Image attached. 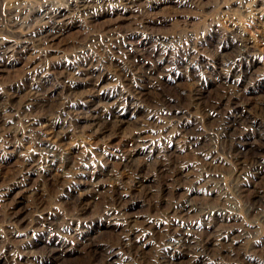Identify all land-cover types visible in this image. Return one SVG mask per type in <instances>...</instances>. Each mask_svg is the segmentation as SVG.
Returning a JSON list of instances; mask_svg holds the SVG:
<instances>
[{
	"label": "rangeland",
	"instance_id": "1",
	"mask_svg": "<svg viewBox=\"0 0 264 264\" xmlns=\"http://www.w3.org/2000/svg\"><path fill=\"white\" fill-rule=\"evenodd\" d=\"M26 1L32 3V0ZM57 1L54 2L60 5L65 0ZM117 2L107 1L94 16L77 14L71 7L72 9L68 10L70 11L68 24L63 31L42 44L27 39L25 45L29 47L26 50L23 49L24 43L20 38L0 32V41L7 38L16 48L7 57L0 59V95L2 91L7 95L13 92L18 94L16 90H21L20 95L24 96L33 84L38 86V92L43 93L52 86L53 81L55 83V79L43 81L42 71L46 66L51 71L59 73L65 70V65H71L86 73L85 70L89 67L87 60L95 50L106 62L111 75L108 76L109 78L104 76L95 87L86 80V74L75 76L82 80L78 81L75 89L93 90V96L90 98L94 101L90 104L92 107L102 100L103 97L99 99L98 96L104 94L108 97L105 109L121 106L119 110L124 114L122 116L124 122L116 120V123L112 124L113 121H105L102 125L105 132L97 131L96 125L92 130L84 131L79 123L63 139H58L51 130H48L45 137L55 143L57 154L71 156L72 160H76L77 166L85 161L87 163V168L79 169V172L83 170L87 173L81 171L76 174L77 176H70L71 180L67 179L66 182L55 181V177L47 171L29 173L24 169L21 172L26 162H35L33 158L39 156L38 153L33 152L36 146L30 138L21 139L17 146L7 142L6 137L0 138V188H2L0 194L3 191L7 192V195H0V255H2L0 264H26V255L29 254L27 252L33 250L35 254L42 256L47 244L50 243L49 240L54 237L66 242L70 251L61 262L52 259L46 264H104V255L99 249L101 244L107 248L111 246L113 250L122 248L119 254L129 264H160L164 254L163 241L167 233L166 228L171 227L169 229L171 232L177 231L178 228L181 232L191 231L195 237L207 241L210 240L214 230L222 224L227 225L226 227L231 226L232 235L241 234L242 239L236 242L235 252L226 251L220 254L215 246L209 244L210 247L204 253L206 258L200 264H205L204 262L264 264V222L260 216L262 209L251 210L255 203L264 204V172L249 170L248 164H242L239 159V157L244 158L250 163L255 153L264 157V140L250 136L257 130L264 133V120L259 117L258 108L252 106V115L255 118L253 120L257 123L255 129L250 128V125L235 124L232 107L235 104L233 102H237V96L222 85L224 82L229 83L236 75H239L243 83L250 82V88L257 90V93L252 95V90L246 91L243 94L244 98L242 95L239 98L248 105L251 98L255 101L256 96H260L259 91H264V0H188L187 4L181 5L175 0ZM36 22L35 19L29 23L34 26ZM137 26L142 30H152L161 34L168 48L171 49L169 52V58L172 59L171 66L176 68L175 73L150 78L152 87L146 91L143 100L125 85L119 66L115 64V60L111 58L100 39L92 41L91 50L79 56H76L75 48L77 41L86 40L92 34H102L105 29ZM182 30L190 32L193 40L178 44L179 35L184 32ZM238 30L243 33L245 39L252 42L256 56L244 59L238 56V49L234 50L235 44L229 39V33ZM215 32L219 33L217 38L213 35ZM147 46L153 48L155 44L151 42ZM187 51L191 53L188 61L185 54ZM144 58L159 69V56L145 54ZM123 59L120 57L124 62ZM130 60L125 62L136 66ZM186 62H191L190 64L199 72V75H196L198 80L190 74L193 67L191 69L189 66L186 67ZM34 71L35 75L29 73ZM45 71L46 69L44 73ZM138 73L137 79L143 84L148 83L144 74L145 69L139 68ZM67 85L68 82L62 84L60 81L56 89L62 97V102L68 101L66 89L63 90ZM13 87L20 88L14 90ZM33 109L37 110L38 107ZM208 112H212L213 115H208ZM17 114H13L12 122L8 125L17 130L21 137L24 132H28L23 115ZM138 119L146 120L147 131L144 140L150 146L148 154H136L137 162L144 165L143 175L151 178L148 188L143 187L141 184L143 181L134 176L135 172L132 169L129 171L127 168H121L120 163L134 146L132 131H135ZM45 125L46 122L39 124L40 127ZM182 125L186 126L187 130H183ZM112 132L114 134H111ZM249 136L250 143L244 142L242 146L239 139ZM161 153L164 155L170 153L171 156L166 155L162 158ZM161 160L170 163L168 167L166 166L168 170L170 169L169 172L167 169L160 170V165L163 163ZM45 163L48 162H44L43 165H46ZM93 175H100V178L94 180ZM24 176L28 177L25 185L20 183ZM100 180L109 184L112 193L108 195L103 191L101 197L95 199L91 197V184ZM19 183L20 187L17 186ZM36 187L40 190H35ZM23 188L29 190L24 192L25 196L22 200L21 198L17 200V192ZM74 195H77V200ZM259 196L262 198L257 199ZM103 197L107 198L103 199ZM187 198L208 212L228 209L226 213H234V216L229 220L211 221L200 210L185 211L182 218L187 222L182 224L173 215L171 205L173 202ZM113 203L116 204L113 207L125 206L124 214L128 218L136 217L138 228L142 229L148 224L146 233L145 229L142 231L140 229L137 233L138 238L133 239L129 244L128 233L123 226L126 221L106 215V209L111 208ZM21 210L28 212L27 224L18 223L19 221L13 218V212ZM155 222L164 228L161 230L162 233L157 231L151 234L149 228ZM46 224L53 226L49 229ZM145 240H147V248L143 246ZM32 242H37L40 247L30 248ZM180 260L184 262L182 264H188L189 257H182Z\"/></svg>",
	"mask_w": 264,
	"mask_h": 264
},
{
	"label": "bare ground",
	"instance_id": "2",
	"mask_svg": "<svg viewBox=\"0 0 264 264\" xmlns=\"http://www.w3.org/2000/svg\"><path fill=\"white\" fill-rule=\"evenodd\" d=\"M54 1L55 0H32V3H27L26 0H0V32L5 33L7 36L12 35V36H15L17 38H20L21 42L24 43V45H22L23 49L26 50L29 47V46L25 45V44H27L26 43L27 39L32 40L34 43L36 42L38 44H42L43 42H46L49 39H51L52 37H54L55 35H57L59 32L63 31L64 28L66 27V25L68 24L69 14H70V11H68V10H71L72 9L71 7H73V9H72L73 12L76 11L77 14H85V15H91V16L93 15L94 16V15H96V12L99 9H101L102 7L105 6L107 1L122 2L124 0H65V1L63 0L64 3H62L60 5H58V3H55ZM125 1L135 2L136 0H125ZM175 1L179 5H181L183 3H185V4L188 3V0H175ZM65 3H66V5H65ZM72 16L74 17V14H72ZM35 19L37 21L36 24L34 26H31L29 22H31L32 20H35ZM182 31H184V30H182ZM242 34L239 32V30L229 33V39L233 42V44H235V45H233L234 50H235V48L238 49V56L241 57L242 59L248 58L249 56L250 57L256 56V53H254V47L252 45V42L250 40L245 39L242 36ZM213 35L217 38V36H219V33L215 32V33H213ZM97 39H100L102 41V44L104 45V47L107 48V49L106 48L105 49L108 51L110 56H112L111 58H113L115 60L114 61L115 64H117V66H119V70L121 72L120 74H121V76L125 82V85L129 86L130 90H132L136 94V96L141 100H143V98L146 97V94H145L146 91L150 87H152L150 85V81H149L150 78L152 79L154 76H156V78H158L157 76H163V75L166 76L170 73L176 72V68L171 66V60L172 59L170 60V58H169L170 57L169 52L171 51V49L168 48V46H167L168 44H166L164 38L161 36V34L159 32L152 31V30L151 31L142 30L140 26H137L136 28H108V29H105L102 34H92L86 40L77 41L76 47H75L76 48V56H79L80 54L91 50L90 47H92L91 46L92 41H95ZM190 40H193L192 35H190V32L184 31L179 35L177 42H178V44H183L184 42H189ZM151 42L154 43L156 47L154 46L153 48L152 47L149 48L147 46V44H149ZM101 46H99V47H101ZM152 46H153V44H152ZM188 46H189V44H188ZM184 48H186V47H184ZM15 49H16L15 46L10 44L8 42L7 38L3 41H0V59L2 60V58L5 56L7 57V55L14 52ZM144 53L150 54V55L153 54V56H159V58H158L159 69H157V66L155 67L154 64H151V63L149 64V61H147L144 58V55H145ZM185 54H186V59L188 61L189 58L191 57L190 56L191 53H190V51H187ZM120 57H123L125 59V60L123 59L124 62L120 60ZM127 60H128V62L130 60L131 63L133 62V64H136V66L130 65V64H128V62H125ZM87 61L89 63V67L86 68V70H85L86 73H84V71H82V69L75 68L74 66H71V65H65V70H63L62 72H59V73L51 71L50 68L48 66H46V68H44L42 71L43 72V74H42L43 81H48L49 79H50L49 81H51L52 79H55V83L53 81V83H51L52 86H49L43 93H41L40 91L38 92V90H37L38 86H36V84L35 85L33 84V86H30L29 90L26 92V94L24 96L20 95L21 90H16V89H19L20 87H13L14 90L18 91V94L16 92H13L12 94L9 93L6 95L4 93V91H2V93L0 95V138L6 137V139H7L6 141L10 142L12 145H15V146H17L16 144L19 145L21 139H25V137L30 138L34 143L33 145L36 146L34 148L33 152H36L39 155L38 158H33L35 160V162L34 161L29 162V163L26 162L24 164V167L21 169L22 170L21 172H23L24 169L27 170L29 173H37V172H40L42 170V171L50 172V175H53V177H55V181H60V180L68 181L67 179H70L69 178L70 176H73L76 174L78 175L81 171L84 172L83 170L85 168H87L86 167L87 163L85 161L82 164L80 163V165L78 164V166H77L76 160L75 161L72 160L71 156L57 154L56 148H55L56 147L55 143H53L49 138L45 137L48 130L49 131L51 130L52 133L54 134V136L57 137L58 139H63L64 136H66L67 133H69L73 129V127H75L79 123H81V126H82L81 128H83L84 131L92 130L95 125L98 127L97 131H101V130L103 131V129H105V128L102 125L104 124L105 121H109V120L113 121L112 124H115L116 120L118 122H124V117H122L124 114H122L121 111L119 110V108L121 106H117V105L113 106V107L109 106L111 108L105 109L107 107V105H105V103H107V99H108L107 96H105L104 94L102 96L101 95L98 96L99 99H100V97H103L102 100H100V102L96 106L92 107V106H90V104H92L94 101L90 100V98L93 96V93H92L93 90L83 91V90H76L75 89L77 87L76 85H77L78 81L81 80V79L75 78V76H81L83 73L86 74V76H87L86 80L89 83L91 82L92 86L95 87V86H97V84H99L100 81L103 80L102 78L104 76L108 77L111 75V71H108V66H107L106 62L97 53V51L93 50V52H91V56L88 58ZM87 61L85 63H87ZM231 61H232V59H230V62ZM190 63L191 62L187 63L186 67L189 66L191 69L193 66ZM225 64H227V63L225 62ZM139 68L145 69L146 73H144V74L146 75V78H147L146 81L148 83L143 84L142 81L137 79L136 75L139 74L138 73ZM45 69H46V71L44 73ZM29 73H31L33 75L36 74L35 71L29 72ZM219 73H221V71ZM190 74L194 78H196V80H198V76H196V75H199V72H197L196 68L193 67ZM238 76L239 75H236L235 78H232V80H230L229 83L224 82L222 84L226 88H229L228 90L234 92V94H236V96H237V102H233L235 104L232 107L233 108L232 109V118H233V121L235 122V124H237V125H238V123H241L244 126L250 125V128L255 129V125L257 123L253 120L255 118H253L252 110H253V107H257L259 110L258 111V113L260 115L259 117L264 120V91H259L260 96L257 95L255 101L252 100V98L250 97L251 100H250V104H249L250 107H249V105L247 103H245L244 101H241L242 99L240 100L239 98H241V95L243 96V94L246 91L252 90L251 94L253 95V94L257 93L256 92L257 90L251 89L250 88V82L247 81L246 83H243L242 82L243 80H241V78ZM60 81H62V84H63V82H65V83L68 82L67 88L64 87V89H63V90L66 89L65 91H66V96H67V100H68L67 102H62L61 101L62 97L59 94V91H56ZM194 86L197 87V85H194ZM232 92H230V93H232ZM230 93H229V95H230ZM243 98H244V96H243ZM103 100H106V101L104 102ZM227 102H225V103H227ZM200 106H201V104H200ZM34 107H38V109L35 110V109H33ZM202 112L204 113L205 111H202ZM17 113H20L23 115L25 127H26V130L28 132V133L24 132L23 134L21 133L22 134L21 137H20L19 133L17 132V130L13 129L12 126L8 125L9 123L12 122L11 117L13 116V114H17ZM207 114L213 115L212 112L211 113L208 112ZM127 118H129V117H127ZM45 122H46L45 127L39 126V124H43ZM136 122L137 123L135 125V131L134 130L132 131V135L134 134V138H133L134 146H133L131 151L129 149L130 153L125 158H123L120 163H121V168H125V169L127 168L128 170L132 169V171L135 172V175H134V173H133V175L136 178H139L140 181H143V183H141L143 185V187L147 186V188H148V185L151 184V181H150L151 178H149L150 176L148 177V176L143 175V171H144L143 166L144 165L137 162V159H136L137 153L144 155V154H148L149 150H150V149H148L150 147L149 144H147L144 140L145 139L144 134L147 131V129H146L147 126L145 124L146 120L138 119ZM234 127H236V126H234ZM182 129L187 130L186 126H183V125H182ZM256 130H253V131H256ZM103 132H105V131H103ZM111 134H114V133L112 132ZM232 134H234V133L232 132ZM145 136H146V134H145ZM238 136H235V137L237 138ZM250 136L257 138L258 140H264V133L259 131V130H257L254 135L250 134ZM250 136L245 138V139H242V138L239 139V140H241L240 142H241L242 146H243L244 142H246V144L250 143V138H251ZM109 141H111V140H109ZM186 141H188V140H186ZM237 143H238V141H237ZM239 145H240V143H239ZM151 151H152V149H151ZM170 153H169V155L167 153L165 155L161 153L162 155L160 157L163 158V156H166V155H168L170 157L171 156ZM120 157H122V156H120ZM156 157H158V156H156ZM172 157H173V155H172ZM239 159L241 160L242 164H248L247 167L249 168V170H251V171L257 170V171H260V173L264 172V157L258 156L257 153H255L253 155L250 163H248L246 160H244V158L241 159L239 157ZM83 160H84V158H83ZM152 160H154V159H152ZM155 161L157 162V160H155ZM161 161H163V160H161ZM164 161L160 165V170H166V169L168 170V168H166V166L168 167L170 163L167 164L168 162H164ZM44 162H48V163H45L46 165H43ZM178 165H180V164H178ZM247 167H245V168L247 169ZM79 169H83V170H81L79 172ZM125 169H124V171H125ZM55 170H57V171H55ZM169 170H168V172H169ZM129 171H127V172H129ZM84 173H87V172H84ZM109 174H110V172H109ZM168 174L169 173H167V175ZM155 175H157V174H155ZM197 175H199V174H197ZM200 175H201V173H200ZM93 176H92V178L95 177L94 180H98L100 178V175H96L94 177ZM199 176L198 177L196 176V177L199 178ZM108 177H109V175H108ZM176 177H177V175H176ZM243 177H245V176H243ZM23 178L24 179L20 183H23L25 185L27 183L26 179L28 177L24 176ZM113 179H115V178H113ZM145 179H147V180H145ZM153 180H154V178H153ZM20 183L17 184V186L20 187ZM177 184H179V183H177ZM108 185L109 184H105V182H103V180L102 181L101 180L95 181V183L91 184V186H92L91 190H90L91 197L97 199L98 197H101L100 195L103 194L102 193L103 191H105L104 192L105 194L108 193V195L110 193H112V189L109 188L110 186L108 187ZM1 189L2 188H0V191H1ZM36 189L40 190L37 187L35 188V190ZM28 190H29L28 188H23L22 190L18 191L17 192L18 193L17 194L18 195L17 200H19V198H21L20 200H22V198L25 196L24 192L28 191ZM32 190H34V188ZM6 193L7 192L3 191V192H1L0 195H7ZM121 194L122 193L120 192V195ZM74 196L76 197L77 195H74ZM186 197H184V198H186ZM104 198L105 197H103V199ZM261 198L262 197L259 196L257 199H261ZM77 199H78V197H76V200ZM171 202H172V200L170 201V203ZM114 204L115 203H113L111 208L106 209V215L108 217L112 216L114 219L120 218V219H122V220L124 219L126 221L125 223L123 222L124 223L123 226H124V230H126L128 233L127 234L128 235L127 236L128 237V243L130 244V242L133 239L136 240L135 238H138L137 233H139V230L141 229V228H138V226L136 224L138 222V219L136 217L134 219H133V217H129V218L126 217V215L124 214L125 206H123L124 208L123 207L117 208V206L113 207ZM126 205H127V203H126ZM171 209H172V212H174V214L173 213L172 214L175 217H177V220L180 221L182 224L187 222L186 220L184 221V219L182 218V216L184 217L183 214L185 211L190 212L193 210H195V211L200 210V211L204 212L206 217L210 218L211 221H213V219H215V220L216 219H218V220L223 219L222 221L229 220L230 218H233V216H234L233 215L234 213L233 214L226 213L228 209L226 211H222V209H220V210L216 209L217 212H208V210L206 211V210H204V208L199 207L196 203H193L192 200H190V198H187L184 200L182 199V200L177 201V202H173L171 205ZM258 209H262V214L260 216L262 217L263 222H264V204L263 203H255L251 207V210L257 211ZM210 211H213V210H210ZM27 215H28V212L25 210L13 212V218L15 220H18L19 221L18 223L25 222L27 224L28 223ZM130 216H132V215H130ZM134 216H136V215H134ZM170 217H172V216H170ZM172 220H173V217H172ZM199 221L202 222V220H200V219H199ZM154 224H156V222ZM154 224H153V226L151 225L149 228V230L151 231V234L164 229L159 224H156V225H154ZM199 224H201V223H199ZM52 226H53V224H46V227L49 229H51ZM147 226H148V224L144 225L142 227L141 231L145 229L144 232L146 233V231L148 230ZM196 226H198V225H196ZM217 226H218V224H217ZM226 226L227 225H225V224L219 225V227H217L214 230L210 240L208 239L207 241H204L205 239L202 240V239H199L198 237H195L191 231L181 232L180 228H178L177 231L171 232L169 230L171 227L166 228L167 233H166V236L164 237L165 239L163 241V252H164V254H163V256L161 254L162 260L160 259L161 260L160 264H182V263H184L182 260H180V258H182V257H189L188 264H200L201 261L204 258H206L204 256V253H206L208 250V247H210L209 244H212V246H215L218 249L220 254H222L223 252H226V251L227 252H235L234 250L236 249V242L240 241V239H242L241 234L232 235L231 226L230 227L229 226L226 227ZM25 227H26V225H25ZM162 232L163 231H161V233ZM191 233L193 234L192 236H191ZM68 238H70V237H68ZM48 240L49 239H47V241ZM49 241H50V243L47 244V247L45 248L46 250L44 251V255H42V256L37 255V253L35 254L34 250L30 251V252L26 251L27 253H29V254L26 253L27 255L24 253L26 255V260H25L26 264H46L47 261L52 260V259L56 260L58 262H61L66 257V254L70 251V248L67 247L66 242L62 241V239L59 237L51 238V240H49ZM143 242H144L143 246L145 248H147L148 247L147 240H145ZM119 246L120 245H118V247ZM37 247H38L37 242H32L30 245V248H37ZM110 247L111 246H109V248ZM109 248L104 247L103 244H101L99 246V249H101V251L104 255V261L102 260L104 262V264H129L126 262L127 260L119 254L120 253L119 250L122 248H120L119 250L118 249L113 250V249H111V248L109 249ZM237 250H238V248H237ZM237 254H239V253H237ZM1 256L2 255H0V259H2ZM40 257H43V258L40 259ZM176 258H179V259L176 260ZM204 263L208 264L209 262H204ZM130 264H132V263H130Z\"/></svg>",
	"mask_w": 264,
	"mask_h": 264
}]
</instances>
